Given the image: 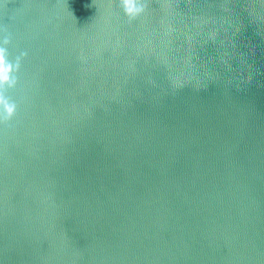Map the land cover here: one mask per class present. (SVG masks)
<instances>
[{"label": "water", "instance_id": "obj_1", "mask_svg": "<svg viewBox=\"0 0 264 264\" xmlns=\"http://www.w3.org/2000/svg\"><path fill=\"white\" fill-rule=\"evenodd\" d=\"M124 2L0 0V264H264V0Z\"/></svg>", "mask_w": 264, "mask_h": 264}, {"label": "clouds", "instance_id": "obj_2", "mask_svg": "<svg viewBox=\"0 0 264 264\" xmlns=\"http://www.w3.org/2000/svg\"><path fill=\"white\" fill-rule=\"evenodd\" d=\"M125 14L130 18H135L137 15H139L143 11V5L137 4L132 2V0H125L124 4L122 5ZM12 114V108L6 107L3 117L9 118Z\"/></svg>", "mask_w": 264, "mask_h": 264}]
</instances>
